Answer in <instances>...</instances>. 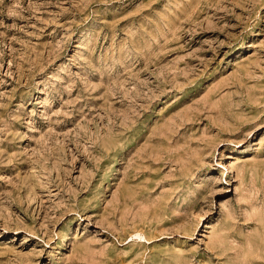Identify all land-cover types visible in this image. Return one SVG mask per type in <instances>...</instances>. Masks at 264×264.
<instances>
[{
	"label": "rangeland",
	"instance_id": "rangeland-1",
	"mask_svg": "<svg viewBox=\"0 0 264 264\" xmlns=\"http://www.w3.org/2000/svg\"><path fill=\"white\" fill-rule=\"evenodd\" d=\"M0 264H264V0H0Z\"/></svg>",
	"mask_w": 264,
	"mask_h": 264
}]
</instances>
